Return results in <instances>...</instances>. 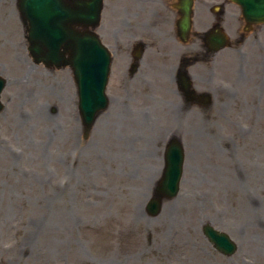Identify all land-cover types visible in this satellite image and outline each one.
Here are the masks:
<instances>
[{
    "label": "rangeland",
    "instance_id": "obj_1",
    "mask_svg": "<svg viewBox=\"0 0 264 264\" xmlns=\"http://www.w3.org/2000/svg\"><path fill=\"white\" fill-rule=\"evenodd\" d=\"M17 1L0 0V264H264V119L247 104L251 77L264 80V38L217 56L221 84L237 94L217 105L216 124L186 125L165 90L122 91L116 56L110 107L85 138L73 73L33 61ZM224 27L235 41L237 22ZM101 30L121 36L118 24ZM172 136L186 152L181 191L152 217ZM207 223L236 242L234 255L213 248Z\"/></svg>",
    "mask_w": 264,
    "mask_h": 264
},
{
    "label": "water",
    "instance_id": "obj_2",
    "mask_svg": "<svg viewBox=\"0 0 264 264\" xmlns=\"http://www.w3.org/2000/svg\"><path fill=\"white\" fill-rule=\"evenodd\" d=\"M251 0H235L249 23L264 22V11L248 4ZM103 0H20V12L27 26L29 51L36 63L48 67L70 66L78 85L79 110L85 126V136L93 128L98 116L107 108L105 94L111 59L101 45L99 37L88 28L96 29L100 23ZM191 5L182 11V31L188 35L191 28ZM252 6V3H251ZM77 27L84 28L80 31ZM218 49L227 47L228 38L217 36ZM5 81L0 77V94ZM3 106L0 103V112ZM184 150L178 139H173L165 153L163 177L147 206L149 216H158L164 201L175 198L180 191L184 170ZM204 234L221 253L231 256L237 247L230 237L216 231L210 225L203 229Z\"/></svg>",
    "mask_w": 264,
    "mask_h": 264
},
{
    "label": "flooded vegetation",
    "instance_id": "obj_3",
    "mask_svg": "<svg viewBox=\"0 0 264 264\" xmlns=\"http://www.w3.org/2000/svg\"><path fill=\"white\" fill-rule=\"evenodd\" d=\"M105 2L121 15L120 40H124V44L127 42V29L133 30L137 27L148 33L150 31L148 41L140 40L128 44L127 52L121 51L120 59L129 63L126 73L129 79L126 85L120 86L121 89L131 88V82L135 77L138 81L142 78L147 80L154 66L160 69L156 72L173 76V92L179 96L183 121L216 124L217 105L230 106L231 98L222 87L220 75V79L217 76L221 60H218L219 53L214 50L217 46L213 43V38L223 24L235 21L240 30L235 44L243 45L247 39L244 31L245 22L232 1L193 0L194 29L191 40L185 44L179 40L181 34L176 37V24L179 20L177 8L183 0H105ZM131 17L136 18V23L131 21ZM142 17L145 23L140 22ZM252 32L256 33L255 41L263 39L264 25L253 27ZM171 41L175 43L171 44ZM139 48L142 55L137 60L135 56ZM156 63L160 65L157 66ZM183 76L188 77L191 83L188 92L185 90ZM174 100L177 99H168L165 102L175 104ZM258 103L262 104L261 101Z\"/></svg>",
    "mask_w": 264,
    "mask_h": 264
},
{
    "label": "bare ground",
    "instance_id": "obj_4",
    "mask_svg": "<svg viewBox=\"0 0 264 264\" xmlns=\"http://www.w3.org/2000/svg\"><path fill=\"white\" fill-rule=\"evenodd\" d=\"M20 44H17V51L19 50V48H20ZM28 71H29V69H28Z\"/></svg>",
    "mask_w": 264,
    "mask_h": 264
}]
</instances>
